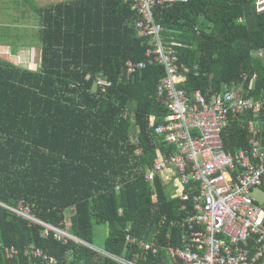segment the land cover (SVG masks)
Listing matches in <instances>:
<instances>
[{
	"label": "trees",
	"instance_id": "1",
	"mask_svg": "<svg viewBox=\"0 0 264 264\" xmlns=\"http://www.w3.org/2000/svg\"><path fill=\"white\" fill-rule=\"evenodd\" d=\"M36 10L38 67L0 56V203L18 207L23 200L40 220L91 245L93 227L107 224L101 249L140 264L169 262L165 249L183 246L193 213L180 194L198 187L167 184L163 173L145 178L156 157L176 153L155 133L167 114L157 95L164 68L127 70L128 61H147L151 34L135 28L131 0H61ZM153 15L183 65L177 86L188 97L210 98L227 83L263 101L258 112L230 117L224 149L234 154L247 146L249 120L264 135V11H256L255 0L162 3ZM99 73L112 81L104 92L95 84ZM127 234L157 253L144 254ZM0 243V264H120L84 243L45 234L1 204ZM30 246L55 261L26 253Z\"/></svg>",
	"mask_w": 264,
	"mask_h": 264
},
{
	"label": "built area",
	"instance_id": "2",
	"mask_svg": "<svg viewBox=\"0 0 264 264\" xmlns=\"http://www.w3.org/2000/svg\"><path fill=\"white\" fill-rule=\"evenodd\" d=\"M177 1L186 0H131V7L138 15L135 28L140 33L151 34L153 47L146 50L147 61L127 62L129 73L151 63L161 65L165 72L158 83L157 95L163 99L167 114L155 127V133L173 144L176 153L156 157L145 178L152 181L158 173H163L170 181L176 175L179 185L194 181L198 187L197 193L180 194L181 200L191 201L193 213L185 220L187 235L183 246L165 249L170 260L165 264H264V207L250 195L252 188H264V135L259 134L258 122L249 120L246 147L232 154L224 149L222 141V131L231 116L258 112L263 101L239 93L235 86L227 83L221 93L210 98L188 97L185 90L177 86L183 65L179 63L173 43L164 42L163 27L153 15L154 6ZM255 8L257 12H263L264 0H255ZM95 84L104 92L112 81L99 73ZM188 164L191 166L189 172ZM0 204L44 226L45 234L50 230L63 241L70 238L84 243L120 264H140L136 258L127 259L107 252L81 241L67 229L40 220L32 214L30 204L23 200L18 207ZM126 240L136 244L144 254L157 253L156 247L130 234ZM7 253L12 256L15 251ZM26 253L55 261L33 246Z\"/></svg>",
	"mask_w": 264,
	"mask_h": 264
},
{
	"label": "crops",
	"instance_id": "3",
	"mask_svg": "<svg viewBox=\"0 0 264 264\" xmlns=\"http://www.w3.org/2000/svg\"><path fill=\"white\" fill-rule=\"evenodd\" d=\"M35 1V6H33L31 3H29L28 0H0V19H4L3 17H10V20L7 21L9 22V24H11L10 26H8V30L4 31L2 35L6 36L8 39H10L11 41L9 42V44H3L0 42V56L7 59L8 61L11 62H17L18 64H20V62H18L17 60H15L13 57L11 56H17V53L19 51H24V54L26 56H30V54L32 55L33 53V58H35L36 60L40 59V53H41V46L40 43L37 41V43L31 42L33 40V38H29V37H23V36H19L17 35V32L19 33H23V34H28L29 32L33 31L34 29L38 31V33L40 34V20H39V15L37 12V8L39 7H46L50 4L59 2L61 0H33V3ZM28 5L31 8V13H33V10H36L37 16H38V24L37 26L34 27H30L27 24L28 22V11H27V7ZM19 24V25H18ZM12 32L14 34H12ZM1 34V33H0ZM1 37V35H0ZM26 40L29 41V43L31 42V44L27 43L26 44ZM262 52H258L259 55H261ZM23 54V53H22ZM40 63L38 62L36 65L34 64L31 68H37L38 65ZM25 65V64H23ZM27 66V65H25ZM29 67V66H27ZM30 68V67H29ZM260 129V128H259ZM164 175V182H166L167 184H171L168 183L170 181H167V176L166 174ZM177 176L175 175L174 178H172L174 181V184L177 182ZM173 184V186H174ZM179 185V183H178ZM170 186V185H169Z\"/></svg>",
	"mask_w": 264,
	"mask_h": 264
},
{
	"label": "rangeland",
	"instance_id": "4",
	"mask_svg": "<svg viewBox=\"0 0 264 264\" xmlns=\"http://www.w3.org/2000/svg\"><path fill=\"white\" fill-rule=\"evenodd\" d=\"M29 3H31L33 6H35V1L33 3V0H28ZM32 6V7H33ZM29 5L27 7V11L29 13L28 15V26L30 27H34L39 25L38 22V16L36 13V10H33V13H31V8ZM34 8V7H33ZM32 8V9H33ZM4 19H0V42L3 44H9V42L11 41L10 39H8L6 36L2 35L4 31L10 29L8 28V26H10L11 24H9L10 17H3ZM19 25V24H18ZM12 34H14L12 32ZM17 35L19 36H23L25 37H29V38H33V40L31 42L37 43V41L40 43V34L38 33L37 30H33L31 32H29L28 34H23V33H19L17 32ZM31 42L29 43L28 40H26V44L29 43L31 44ZM25 50H21L17 53V56H11L13 57L15 60H17L18 62H20V65H27L29 67H32L34 64L36 65L38 62L40 63V59L36 60L35 58H33V53L32 55L30 54V56H26L24 54ZM23 53V54H22ZM256 55V53H254ZM258 54V53H257ZM175 187H178V183L176 182L174 184ZM169 191L171 193H176V189L172 186V185H168ZM250 195L252 198H254L256 200V203L262 207H264V188L263 187H254L252 188ZM69 215V213L67 214ZM108 231H109V226L107 224H100V225H95L93 227V240H92V244L96 247L99 248H103L104 246V240L106 238V236L108 235Z\"/></svg>",
	"mask_w": 264,
	"mask_h": 264
}]
</instances>
